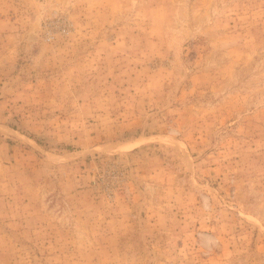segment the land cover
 <instances>
[{"label": "rangeland", "instance_id": "rangeland-1", "mask_svg": "<svg viewBox=\"0 0 264 264\" xmlns=\"http://www.w3.org/2000/svg\"><path fill=\"white\" fill-rule=\"evenodd\" d=\"M0 264H264V0H0Z\"/></svg>", "mask_w": 264, "mask_h": 264}]
</instances>
